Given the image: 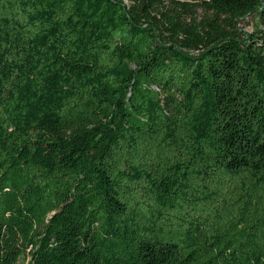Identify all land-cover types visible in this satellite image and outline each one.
Segmentation results:
<instances>
[{
    "label": "trees",
    "instance_id": "16d2710c",
    "mask_svg": "<svg viewBox=\"0 0 264 264\" xmlns=\"http://www.w3.org/2000/svg\"><path fill=\"white\" fill-rule=\"evenodd\" d=\"M0 264H264V0H0Z\"/></svg>",
    "mask_w": 264,
    "mask_h": 264
},
{
    "label": "rangeland",
    "instance_id": "374dc122",
    "mask_svg": "<svg viewBox=\"0 0 264 264\" xmlns=\"http://www.w3.org/2000/svg\"><path fill=\"white\" fill-rule=\"evenodd\" d=\"M239 26L242 30L246 31V32H251L254 30L255 27V20L252 17H248L245 20H242L239 23Z\"/></svg>",
    "mask_w": 264,
    "mask_h": 264
}]
</instances>
